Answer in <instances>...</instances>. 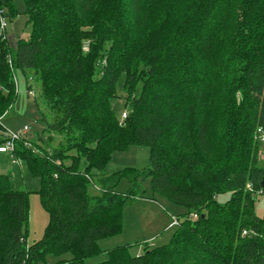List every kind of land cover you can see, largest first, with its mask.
Wrapping results in <instances>:
<instances>
[{"label": "trees", "instance_id": "1", "mask_svg": "<svg viewBox=\"0 0 264 264\" xmlns=\"http://www.w3.org/2000/svg\"><path fill=\"white\" fill-rule=\"evenodd\" d=\"M24 2L29 38L0 37V121L15 105L17 72L30 95L39 83L41 144L16 141L10 158L39 179L50 220L28 245V194L0 175V264L68 255L55 264H86L123 233V208L148 198V179L185 208L176 232L138 256L129 245L108 250L99 264H264V0ZM0 5L18 16L13 0ZM121 86L125 120L112 107ZM133 146L150 149L149 166L109 173L114 154Z\"/></svg>", "mask_w": 264, "mask_h": 264}, {"label": "rangeland", "instance_id": "2", "mask_svg": "<svg viewBox=\"0 0 264 264\" xmlns=\"http://www.w3.org/2000/svg\"><path fill=\"white\" fill-rule=\"evenodd\" d=\"M17 8L18 16L9 20L8 37L14 45L20 39H28L30 28L26 27L27 16L25 15L24 0H13ZM7 12V11H6ZM17 99L14 107L2 119L1 133L4 136L10 133L23 131L25 127L29 131L24 138L41 144L38 136L42 135L46 127L41 120L39 108L35 104V97L38 96L39 83L29 82L33 95L29 94L28 84L20 72L16 73ZM126 92L121 86L119 89V99L112 103L116 117L121 120L124 114V99ZM41 108H43L41 106ZM126 119V118H125ZM124 119V120H125ZM48 133H45V138ZM61 135L53 134L51 142L52 147H56ZM264 149V142L261 143ZM150 164V149L147 147L133 146L124 151L114 154L107 170L109 173H115L119 170L133 168L142 170ZM260 167L264 168V152L260 155ZM0 175L11 176V187L14 190H21L28 194L29 217L27 223L28 245H34L39 242L45 233L49 224V214L43 207L40 198V181L31 176L26 165L10 158V154H0ZM145 196L147 199H139L132 204H126L123 208L124 231L122 234L100 241V247L104 253L90 258L86 264H99L108 259V250L116 247L129 245L131 254L138 256L144 252L145 247H161L169 244L177 227L171 226L173 219H179L186 213L185 208L171 203L159 194H153L150 180L143 183ZM129 184L127 180H122L117 188L118 192L125 195L128 191ZM229 195H223L218 198L221 204H224ZM256 211L259 217H264V194L256 198ZM180 218V219H181ZM183 219V218H182ZM69 259L70 256L57 258L54 256L47 257L46 264H55L61 259Z\"/></svg>", "mask_w": 264, "mask_h": 264}, {"label": "built area", "instance_id": "3", "mask_svg": "<svg viewBox=\"0 0 264 264\" xmlns=\"http://www.w3.org/2000/svg\"><path fill=\"white\" fill-rule=\"evenodd\" d=\"M9 27H10V23H9V20L6 16V10L0 5V37L4 41L9 40V37H8ZM9 64L11 66V60L10 59H9ZM31 95H33V94H31ZM125 118H126V115H123V120ZM0 123H1V121H0ZM28 131H29V128L25 127L23 129V131H20L18 133H10V134L6 135L5 136L6 143L3 147H0V153L12 155L14 153V149H15V142L23 139ZM257 136H258L259 142L263 143L264 142V128L263 127H260L257 130ZM26 146L30 147L31 145L29 143H27ZM197 217H198L197 215H192L191 219L196 220ZM179 224H180L179 219H173L171 226L178 227ZM246 234L247 233L245 232L244 235H246Z\"/></svg>", "mask_w": 264, "mask_h": 264}, {"label": "water", "instance_id": "4", "mask_svg": "<svg viewBox=\"0 0 264 264\" xmlns=\"http://www.w3.org/2000/svg\"><path fill=\"white\" fill-rule=\"evenodd\" d=\"M262 187H264V180H263V182H262Z\"/></svg>", "mask_w": 264, "mask_h": 264}]
</instances>
